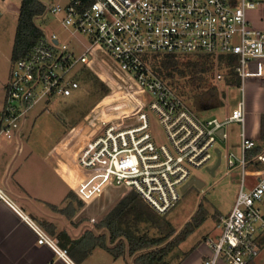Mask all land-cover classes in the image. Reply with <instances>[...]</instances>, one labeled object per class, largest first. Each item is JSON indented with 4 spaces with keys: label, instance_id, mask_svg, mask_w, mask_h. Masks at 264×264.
<instances>
[{
    "label": "built area",
    "instance_id": "obj_1",
    "mask_svg": "<svg viewBox=\"0 0 264 264\" xmlns=\"http://www.w3.org/2000/svg\"><path fill=\"white\" fill-rule=\"evenodd\" d=\"M65 1L45 4V15H52L53 22L73 37L83 36L87 45L82 43L80 49L39 27V41L12 62L0 112V138L18 140L38 104L79 91L81 68L91 64L94 52L101 51L131 78L141 95L140 99L132 96L137 104L132 113L113 115L110 120L104 111L90 113L59 143L58 151L79 174L75 188L79 201L90 204L109 188L124 187L165 216L180 202L183 188L196 178L192 171L214 160L220 150L218 141L228 138L225 127L238 123L242 158L230 153L227 159L231 168L237 162L241 165L240 190L232 211L221 218L219 236L207 239L212 256L204 264H252L264 248V152L246 159L256 142L245 133L244 97L248 82L264 86V30L248 18V12L264 0ZM161 54L233 57L242 100L224 120L200 118L152 68L151 57ZM152 117L164 130V144H157L152 134ZM128 120L132 122L126 124ZM222 156L221 152V161ZM248 175L255 178L249 189ZM0 199L30 224L40 245L50 246L66 264H74L67 250L58 248L1 188Z\"/></svg>",
    "mask_w": 264,
    "mask_h": 264
},
{
    "label": "rangeland",
    "instance_id": "obj_2",
    "mask_svg": "<svg viewBox=\"0 0 264 264\" xmlns=\"http://www.w3.org/2000/svg\"><path fill=\"white\" fill-rule=\"evenodd\" d=\"M21 2L22 0H0L1 20H5L8 29L9 27L10 29L13 27V22L17 24ZM40 2L43 5L66 3L65 0H40ZM45 14L46 11L43 15L35 18L36 25H39L43 29V32L50 33L54 31L61 39L69 41L80 49H83L82 43L87 45V41L83 36L77 35L73 37L70 32L53 22L54 17L52 15ZM45 16L48 18L46 21H44ZM248 18L257 29L264 30V1L255 10L248 12ZM0 42L4 44V48H8L6 45L8 41L5 37L0 36ZM179 58L181 61H186L187 58L196 59V57L192 56H181ZM0 64L1 66L5 64L1 58ZM79 74V91H76L69 98H61L58 101L54 100L49 103L42 102L38 104L32 111L25 126V129L28 131L33 129V138L31 137L33 143L36 146L42 145L45 153H47L50 147L56 150V145H59L65 133L77 126L81 121L86 120L87 115L90 113L94 114L96 111H104L105 118L110 120L114 118L113 115H121L124 112L130 114L137 108V104L132 96L140 99V90L129 76H125V73L120 72L118 65L107 54L101 51L94 52L91 64L87 67H82ZM217 74L226 76L228 72H226L222 65L218 64L217 66L215 62L210 71L201 74L199 78L196 77L195 82L197 83L195 85L201 84L199 86L203 89L196 90V93L192 92L193 87L191 84L194 83V80L190 79V75L179 76L176 74L171 80L177 85V88H185L183 91L186 92H182L183 95L178 94L182 97L188 108L202 119L218 118L224 120L227 116L231 115L232 111L236 109L238 103L242 100L241 86L226 85L224 79L218 80ZM102 86H105L108 90L104 96L100 90ZM245 92L247 93V97H244L247 110L245 133L248 138L260 139L258 144L262 146L264 144L261 141V120L262 116H264V86L256 82H248ZM131 122L132 120H128L126 124H130ZM151 123L152 134L157 144L166 143V136L158 119L152 117ZM225 131L228 136L227 140H219L216 145L223 155L221 164L217 167L218 156L215 154L214 160L208 166L192 171L193 176L200 179L204 183V186L201 188L192 186L188 190L182 191L180 202L157 224L144 222L130 227L132 235H148L151 238H159L165 234V231L174 229V235L162 245L166 246L181 234L187 223L191 222L192 218L197 214L200 206L202 209L204 208L203 210L207 213L206 221L185 242L174 247L173 251L166 258L168 264L175 263L185 253L192 252V248L199 241L203 240L205 235H215L221 232V218L226 217L233 209L240 190L242 168L239 162H237L235 167H229L227 156L233 153L238 159L242 158V127L238 123H232L225 127ZM21 140L22 138H19L17 141L20 142ZM28 159V167L37 164V158L32 156ZM49 159L51 160L52 158L49 156ZM38 169H41V167L38 166ZM211 170H214L213 174L210 173ZM34 172L35 175H38L39 173L44 174L45 171L42 169ZM45 176L49 182L45 181L39 184V190L45 189V191L53 192L56 184H58V190L56 189L53 195L58 198H55L57 200L54 201L59 202L63 198L62 196L66 194L68 187H61L60 183L56 182V178L51 171L47 172L46 170ZM245 182L247 189H249L255 185V178L248 175L245 177ZM130 193L124 187L109 188L101 198L90 204L81 203L77 198L74 200L71 197L70 205H73L75 212H77L76 218H79V224L84 227L99 229L97 228V224H99L103 216L107 215ZM93 218L96 220L95 223L91 222ZM105 230L103 231L106 232L104 235L109 239V231ZM95 232H101V230H96ZM121 243L125 244V254L129 255L127 239L124 237L117 239V244ZM263 250L264 248L261 252L262 258H264ZM146 252H149V250ZM141 254L143 252H138L134 256L129 255L134 261L133 264H135L136 259ZM262 264H264V259Z\"/></svg>",
    "mask_w": 264,
    "mask_h": 264
},
{
    "label": "crops",
    "instance_id": "obj_3",
    "mask_svg": "<svg viewBox=\"0 0 264 264\" xmlns=\"http://www.w3.org/2000/svg\"><path fill=\"white\" fill-rule=\"evenodd\" d=\"M19 15L20 9L18 21ZM18 21L17 24L13 22V27L8 29L5 20H1L0 16V36L8 41L6 43L8 48H4V44L0 42V58L5 63L2 66L0 64V112L4 106L5 88L10 78ZM245 97H247L246 92ZM33 134V129L29 131L25 129L20 142L0 138V188L18 210L49 235L58 248L67 250L74 264H133L134 261L128 254L115 258L108 250L100 247H96L84 257L86 245L82 246L79 242L83 234L91 231L98 237L106 233L103 232L105 229L84 227L78 223L77 212H74L72 217L64 213L71 203L70 197L73 195L77 198L75 188L79 174L72 162L60 154L58 145L56 150L50 147L45 153L42 145L36 146L33 143ZM253 140L258 145L260 139ZM48 155L53 160H50ZM32 156L37 158V164L28 167V158ZM38 166L41 169H38ZM42 169L45 171L44 174L35 175L34 171ZM46 170L53 172L56 182H59L61 187H68L59 202L54 201L58 198L53 195L54 191L58 190V184L53 192L39 190V184L49 182L45 176ZM96 230L101 232H95ZM220 233L205 235L203 240L192 248V252L185 253L181 259L170 264H204L212 256V249L206 243L207 239L216 238ZM106 245L109 249H113L118 245L117 240L111 242L109 238L106 240ZM261 256L262 253L252 264H262L264 258ZM219 263L225 264L221 261L216 264ZM0 264H66V262L50 246L40 245L38 236L30 224L0 199Z\"/></svg>",
    "mask_w": 264,
    "mask_h": 264
},
{
    "label": "trees",
    "instance_id": "obj_4",
    "mask_svg": "<svg viewBox=\"0 0 264 264\" xmlns=\"http://www.w3.org/2000/svg\"><path fill=\"white\" fill-rule=\"evenodd\" d=\"M45 11L46 7L39 0H22L12 53V62L26 55L41 38L42 31L36 25L35 18L43 15ZM181 56L186 55L161 54L152 56L150 60L152 68L159 77L172 86L180 95H183L186 91H183L185 88H177V85L171 81L176 74L179 76L190 75V79L194 80V83L191 84L193 87L192 92L196 93V90H203L199 86L201 84H197L198 86L195 85L197 83L195 82L196 77L199 78L201 74L210 71L215 62L217 66L218 64L222 65L226 72H228L226 76L224 75L226 85H241L240 79L237 77L235 69L233 68V64L236 63V59L233 57L195 55L192 57H196V59L187 58L186 61H181L179 58ZM100 90L103 96L108 92L105 86H102ZM261 141L264 143V116H262L261 120ZM263 145L261 146L258 144L255 148L248 150L246 159L251 160L253 157L263 153ZM71 197L74 200L76 199L73 195ZM203 209L200 206L197 214L192 218L191 222L187 223L181 234L171 243L162 246L166 240L174 235V229L165 231V234L159 238H151L148 235L135 236L130 233V227L137 226L144 222L157 224L158 221L164 218V216L158 215L139 194L131 191V193L124 197L114 209L103 216L102 220L97 224V228L107 229L110 234L111 242H115L120 237L126 238L128 241L129 255L134 256L138 252H143V254L136 259L135 264H168L166 258L173 251L174 247L185 242L189 236L206 221L207 213ZM74 212L75 210L71 205L64 210V213L69 217H72ZM106 240V235L97 237L91 231L85 232L79 241L80 245H86L84 257L96 247L108 250L115 258L125 254L124 243L117 245L113 249H109L106 245ZM148 250L149 252H146Z\"/></svg>",
    "mask_w": 264,
    "mask_h": 264
},
{
    "label": "water",
    "instance_id": "obj_5",
    "mask_svg": "<svg viewBox=\"0 0 264 264\" xmlns=\"http://www.w3.org/2000/svg\"><path fill=\"white\" fill-rule=\"evenodd\" d=\"M222 136H223V131L220 132V137H222ZM217 154H218V163H217V167H218L221 164V152H220V150L217 151ZM213 172H214V170H211L210 173L213 174ZM192 186H197V187L201 188L202 186H204V183H202L200 181V179L194 178L183 188V191L188 190Z\"/></svg>",
    "mask_w": 264,
    "mask_h": 264
}]
</instances>
